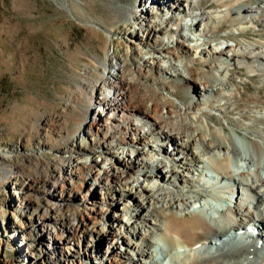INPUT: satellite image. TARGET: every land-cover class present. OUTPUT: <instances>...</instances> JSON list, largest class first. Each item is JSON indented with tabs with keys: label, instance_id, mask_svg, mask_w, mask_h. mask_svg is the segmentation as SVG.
<instances>
[{
	"label": "bare ground",
	"instance_id": "obj_1",
	"mask_svg": "<svg viewBox=\"0 0 264 264\" xmlns=\"http://www.w3.org/2000/svg\"><path fill=\"white\" fill-rule=\"evenodd\" d=\"M180 1L189 8L198 4ZM219 2L216 10L194 7L188 13H179L175 4L163 14L155 8L143 15L123 11L121 32L88 21L112 41L119 32L124 35L128 54L108 53L94 62L101 73L88 79L89 110L77 115L82 140L99 137L94 145L98 153H78L72 147L66 176L46 179L45 188L58 190L60 197L65 192L84 197L98 189L101 198L116 193L122 202L115 210L106 208L105 217L60 205L42 207L36 218L25 216L19 222L22 234L35 227L44 238L28 250L49 239L68 249L87 239L97 244V235L110 239L111 254L94 264H264V98L255 94L253 103L233 105L241 102L233 81L244 79L232 72L238 64L244 73L260 76L264 86V40L234 36L249 29L264 32V0L250 8L253 15L245 14L242 0L232 6L227 4L231 0ZM63 7L72 12L65 3ZM243 18L249 24L239 27ZM236 23L227 37L211 27ZM199 63H211L216 70L210 81L198 83L204 94L188 106L175 88L190 81L187 70ZM151 71L176 86H164L153 97L143 82ZM130 108L140 112L139 123ZM214 116L222 119L219 127L209 122ZM110 154H118V162ZM11 159L0 150V182L5 185L17 173ZM29 188L36 189V183ZM123 222L126 226H118Z\"/></svg>",
	"mask_w": 264,
	"mask_h": 264
},
{
	"label": "rangeland",
	"instance_id": "obj_2",
	"mask_svg": "<svg viewBox=\"0 0 264 264\" xmlns=\"http://www.w3.org/2000/svg\"><path fill=\"white\" fill-rule=\"evenodd\" d=\"M195 1L196 6L186 8L185 1L180 0H0V150L12 157L8 163L17 169L11 184L5 185V180L0 182V264H94L110 256L106 242L110 239L97 235V244L87 239L75 242L68 249L63 242L49 239L44 246L41 244L30 251L27 249L30 243L39 245L44 238L35 234V227L22 234L19 222L25 216L36 218V213H41L42 207L46 206L60 205L71 212L74 209L78 214L95 217H105L103 211L106 208L120 207L122 200L116 193L101 198L97 189L84 197L73 193L68 196L66 192L60 197L58 190L48 192L45 180L52 182L61 174L66 176L72 163V147L78 153L83 150L98 153L94 145L99 137L82 140L77 115L80 110H89L86 92L91 82L88 79L101 73L94 70L95 63L102 61L108 53L112 57H116L115 53L117 56L128 54L126 48L130 43L120 34L124 25L123 11L143 15L149 8H155L163 14L175 4L179 13H188L195 9L216 10L221 5L219 0ZM261 1L242 0V6L247 8L245 14L253 15L250 8L260 5ZM232 2L237 0H231L228 6H232ZM63 3L72 12L63 7ZM91 19L106 29L120 31L116 40L107 38L101 27H91L88 22ZM248 22L247 18L237 21L239 27ZM237 23L233 26L213 24L211 27L222 37H227ZM112 34L116 36V33ZM244 35L264 40V32L258 33L257 29L244 30L242 35L234 36ZM179 53L188 57L184 51ZM204 65L199 63L189 68L190 81L183 86H176L156 71L149 72L143 82L151 87L153 97L164 86H176L175 95L191 106L204 94L198 89V83L210 81L216 70L215 66L210 67L211 63ZM236 65L232 72L244 81H233L241 100L233 105L242 107L245 102L253 103L255 94L264 98L260 76L244 73L245 68ZM77 88L83 93L76 91ZM129 110L133 120L139 123L140 112L133 108ZM209 122L212 127H219L222 119L214 116ZM108 156L111 161L118 162V154ZM34 183L37 188L30 189ZM118 226H126V223ZM88 249L95 250V254H88ZM114 251L123 252L116 248Z\"/></svg>",
	"mask_w": 264,
	"mask_h": 264
}]
</instances>
